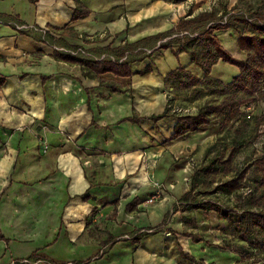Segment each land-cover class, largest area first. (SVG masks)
I'll return each instance as SVG.
<instances>
[{
	"label": "crops",
	"instance_id": "1",
	"mask_svg": "<svg viewBox=\"0 0 264 264\" xmlns=\"http://www.w3.org/2000/svg\"><path fill=\"white\" fill-rule=\"evenodd\" d=\"M237 1L226 0L227 8ZM82 3L90 14L71 22L73 0H0V264H149L167 241L194 252L212 244L209 237L223 244L215 212L204 219L201 210L178 208L190 168L174 159L213 138L189 142L200 127L166 141L176 118L149 119L165 110L170 71L204 76L191 56L178 44L157 48L165 39L144 44L148 56L129 64V78L106 75L130 84L126 92L102 87L83 75L87 69L54 58L59 52L114 59L107 47L168 31L186 12L210 10L218 0ZM64 28L73 32L60 34ZM216 36L234 58L245 59L234 30ZM146 67L151 71L141 74ZM238 73L219 61L210 74L227 83ZM153 182L164 185V199L147 204Z\"/></svg>",
	"mask_w": 264,
	"mask_h": 264
},
{
	"label": "trees",
	"instance_id": "2",
	"mask_svg": "<svg viewBox=\"0 0 264 264\" xmlns=\"http://www.w3.org/2000/svg\"><path fill=\"white\" fill-rule=\"evenodd\" d=\"M73 2L71 22L90 14V9L84 6L82 0ZM246 2L238 0L228 9L226 0H218V4L210 10L195 15L188 11L168 31L132 44L125 42L115 49L107 47L114 59H85L59 52H55L54 58L78 64L82 70L87 69V72L82 71L83 75L96 77L102 87L113 92H126L130 84L123 87L106 75L129 78V64L148 56L142 49L144 44L165 39L157 48H170L178 44L181 51L191 56L192 62L200 67L204 76L200 79L181 67L170 71L164 77V86L168 88L165 110L149 119L155 122L167 116L176 118L173 134L166 141L193 132L215 120H218L220 131L231 129L230 143L209 156L215 143L221 141L218 137L203 162L194 169L189 178L188 190L178 200V208L182 213L201 210L204 219L208 218L209 212H215L218 219L225 221L228 228L236 233L230 245L224 237L226 249L239 255L240 264H258L264 256V152L254 159L246 160L241 167L235 164L236 156L256 140L260 135V127L264 126V113L256 116L242 111L246 105L256 106L264 102V0H259L255 7L248 9L243 8ZM224 29H232L237 33L238 47L246 54L244 60L234 58L219 42L216 32ZM72 32V29L64 28L60 34ZM133 50L136 51L131 54ZM174 54L177 55V52ZM219 61L238 68V75L230 82L224 83L211 76L212 67ZM150 71L151 67H146L140 73ZM200 88L209 90L211 98L198 105L196 112L179 114L173 110L176 95L193 91L197 96ZM135 121L138 122V119ZM249 185L253 187L248 188ZM242 186L247 189L244 195L240 193ZM220 195L233 196L235 204H224L219 201ZM184 236L192 237L195 242L203 240L197 235ZM255 238L257 240L253 242ZM261 252L262 255H258ZM183 257L192 264H215L187 253Z\"/></svg>",
	"mask_w": 264,
	"mask_h": 264
},
{
	"label": "rangeland",
	"instance_id": "3",
	"mask_svg": "<svg viewBox=\"0 0 264 264\" xmlns=\"http://www.w3.org/2000/svg\"><path fill=\"white\" fill-rule=\"evenodd\" d=\"M259 0H247L245 6L243 8H253L258 4ZM184 16V15H183ZM166 40H168L166 38ZM107 58V57H105ZM113 58V57H112ZM101 59V58H100ZM165 91L168 92V88L164 86ZM200 94H194L193 91L189 92H180L179 95L175 96L174 99V111L179 114H190L194 113L197 110V106L201 105L203 102L209 100L211 98V92L207 89L200 88ZM175 93H170V95H174ZM242 111L248 114L259 116L264 113V102H260L256 106L246 105L242 107ZM218 120L212 121L207 126H202L200 129L202 130L201 133H196L193 138L189 140V142H196L197 140H202L203 137L213 138V142L207 146H202L199 143L197 146H192L188 148L186 151L183 152V155L174 159L175 162H179L180 159H183L182 165L189 164V176L192 175L194 169L203 162L206 153L215 143L218 137L221 138L219 143H215V146L209 153V156L214 155V151L217 149L225 148L231 141L232 138V131L230 130H223L220 131L219 129ZM204 130V131H203ZM208 135V136H207ZM264 152V126L260 127V135L256 138V140L251 143L250 145L244 147L240 153L236 156L235 164L238 167H241L244 162L248 159H254L260 156ZM162 184V183H161ZM252 188L253 185H249L248 188ZM247 189L242 186V190L240 191L241 194L244 195V191ZM146 201V200H145ZM219 201L223 202L226 205H234V197L233 196H219ZM217 215V214H216ZM219 227H222V231H224V237L227 240V243L230 245L233 242V239L236 238V233L228 228L225 221H220ZM153 231H151L152 233ZM169 236V234H166ZM209 240L212 244H209ZM209 240L206 241L208 246H204L201 252L199 251H191V249H186L184 247V243L182 242L181 246L177 243H173L172 241H167L165 244H160V252L154 253L150 257L149 264H192L186 261L183 257L184 253L190 254L197 259H203L205 262H215L216 264H240V257L237 254L230 252L224 246V243L221 245H215L213 242V238L209 237ZM257 239L255 238L253 242ZM163 245V246H162ZM250 247L249 245H247ZM219 249H218V248ZM258 255H262V252ZM93 262V261H92ZM91 263V262H90ZM94 264V263H93ZM258 264H264V256L262 260Z\"/></svg>",
	"mask_w": 264,
	"mask_h": 264
},
{
	"label": "built area",
	"instance_id": "4",
	"mask_svg": "<svg viewBox=\"0 0 264 264\" xmlns=\"http://www.w3.org/2000/svg\"><path fill=\"white\" fill-rule=\"evenodd\" d=\"M10 24H13L19 30L25 28V26L19 25L16 23L10 22ZM52 48L55 51H64L63 48H59L58 46H52ZM68 52H70L73 55H76L78 53V52H72V51H68ZM152 186H153V192L145 201V203H147V204H156V203L161 202L164 199V192H165L164 185L159 183V182H153ZM26 262H28V261L27 260L18 261V263H26ZM16 263H17V261H15V260L11 261V264H16Z\"/></svg>",
	"mask_w": 264,
	"mask_h": 264
}]
</instances>
